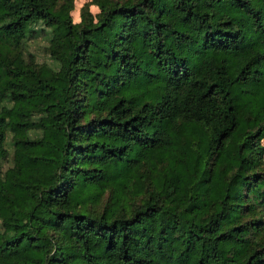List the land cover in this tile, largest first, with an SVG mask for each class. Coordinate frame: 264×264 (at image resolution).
<instances>
[{"label":"trees","instance_id":"16d2710c","mask_svg":"<svg viewBox=\"0 0 264 264\" xmlns=\"http://www.w3.org/2000/svg\"><path fill=\"white\" fill-rule=\"evenodd\" d=\"M73 10L0 0V264H264V0Z\"/></svg>","mask_w":264,"mask_h":264},{"label":"rangeland","instance_id":"374dc122","mask_svg":"<svg viewBox=\"0 0 264 264\" xmlns=\"http://www.w3.org/2000/svg\"><path fill=\"white\" fill-rule=\"evenodd\" d=\"M91 0H74V10L72 12L74 18L76 21H78L79 19V15H80V11L81 8L84 6L85 3L90 2ZM90 9L94 12L97 13L98 12V6L96 5H91ZM43 36H39L36 39L35 42L32 43L30 50L36 55V57L38 58V60L40 61H49L50 56L47 54L46 49H45V45L46 40L44 38H42ZM264 143V141H263Z\"/></svg>","mask_w":264,"mask_h":264}]
</instances>
